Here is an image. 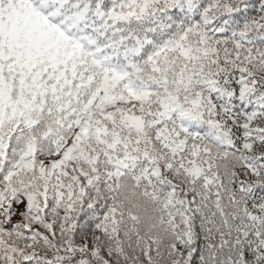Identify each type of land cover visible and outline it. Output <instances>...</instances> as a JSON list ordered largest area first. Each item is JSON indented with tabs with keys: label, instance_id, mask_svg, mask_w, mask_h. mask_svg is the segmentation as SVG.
I'll list each match as a JSON object with an SVG mask.
<instances>
[{
	"label": "snow or ice",
	"instance_id": "6c2138e0",
	"mask_svg": "<svg viewBox=\"0 0 264 264\" xmlns=\"http://www.w3.org/2000/svg\"><path fill=\"white\" fill-rule=\"evenodd\" d=\"M0 264H264V0H0Z\"/></svg>",
	"mask_w": 264,
	"mask_h": 264
}]
</instances>
